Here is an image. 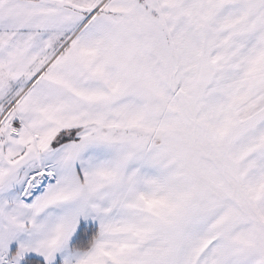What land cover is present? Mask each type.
<instances>
[{"label": "snow or ice", "instance_id": "snow-or-ice-1", "mask_svg": "<svg viewBox=\"0 0 264 264\" xmlns=\"http://www.w3.org/2000/svg\"><path fill=\"white\" fill-rule=\"evenodd\" d=\"M0 264H264V0H0Z\"/></svg>", "mask_w": 264, "mask_h": 264}]
</instances>
